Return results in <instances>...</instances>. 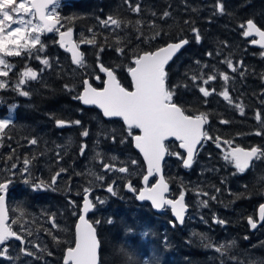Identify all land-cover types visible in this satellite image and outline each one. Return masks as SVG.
<instances>
[{
    "label": "trees",
    "instance_id": "16d2710c",
    "mask_svg": "<svg viewBox=\"0 0 264 264\" xmlns=\"http://www.w3.org/2000/svg\"><path fill=\"white\" fill-rule=\"evenodd\" d=\"M131 2L133 5H141L139 14L129 11L124 0L60 1L58 11L62 17L61 29L72 28L73 38L85 54L84 68L72 65L67 52L54 43L57 37L53 33L41 35L45 45L43 52H35L33 56L25 53L21 57L8 58L14 67L8 77H5L8 89H0V104L4 108L15 101L16 106L13 124L6 130L7 134L0 138V180L9 178L10 174L6 169L12 163H16L19 169L23 167L25 156L30 159L36 157L30 166L31 175L25 173L21 176L17 172L16 176L11 177L13 183L7 194V208L9 222L13 217L20 220L17 226L13 225V229L26 241L39 245L41 249L46 248L47 251H37L31 243L27 244L26 247L40 257L35 259L21 254L19 242L10 240L8 254L12 259L0 257V264H63V250L72 241V225L75 220L72 213L74 210L78 211L73 209L69 200L80 203L84 186L92 188L90 198L95 203L88 219L91 222L101 221L95 225L101 244V264H129L128 257H131V264H250L252 261L264 264V226L260 225L256 230L249 231L246 222V218L255 213L261 183L255 182L256 176L252 178L251 175L236 173L235 168L223 158L225 149L217 148L211 140L203 141L202 146H198V154L190 168L182 167L176 156H166L163 174L169 184L170 196L174 197L183 187L188 205L184 223L174 227L169 223L171 217L168 209L156 214L148 203L137 202L124 190V180L119 179L121 173L113 172L117 179L114 186L117 195L113 196L105 190L110 178L102 171L101 160L115 163L117 167L123 166L121 162L138 160V165L134 166L135 177H130L136 187L139 186L143 165L132 149L130 137H127L121 121L104 119L94 107H83L78 100L72 98L78 94L85 77L95 87L101 85V79H93L95 75L100 76L96 67V53L101 46L104 48L100 53L102 63L112 67L121 63L129 64L134 52L152 50L169 41L185 38L189 43L181 48L167 66L169 86L189 85L188 88H178L176 102L188 108L191 114L207 113L210 128L208 133L213 138L219 136L232 140L235 135L253 130L264 131V125L255 119L257 111L264 119V81L261 80V75H264V58L260 56V49L251 46L248 38L241 35L242 29L239 27L252 18L264 29V0H221L225 9L223 14L216 12L217 0ZM165 10L171 16L160 19ZM108 15H118L122 20L131 21V24L127 29L100 26L97 17L104 19ZM137 20L142 23L136 25ZM185 20L190 23L185 24ZM149 22H154L156 27H150ZM192 27L199 30L202 37L199 43L191 32ZM136 28L141 30L140 40L136 39L140 35ZM88 29L93 31L89 32ZM155 31H161L162 35L144 43L143 37H151ZM93 35L96 45L80 43L82 39H90ZM117 36L121 37L119 46L125 49L124 56H118L115 51ZM37 55L41 59L47 58L51 67L44 66L39 59L34 58ZM225 58L231 59L234 65L242 62L243 66L233 73L226 64L221 63ZM25 67H31L39 76L38 80L28 81L24 85L23 90L28 91L29 96L14 94L15 90L9 88V84L16 82L18 74ZM213 68L217 71L216 80L207 85L197 81L210 91L215 89L211 95L203 97L198 88L192 87L190 77L195 74L206 78L208 74H212ZM40 69L44 71L41 72ZM219 72L229 75L227 83L219 78ZM240 72H244V75L241 76ZM116 74L121 84L128 88L130 82L126 71L117 69ZM65 84H69L74 90L66 91ZM225 89L233 104L219 95ZM236 103L244 106L243 115L234 107ZM52 117L66 121L80 120L82 126L57 127ZM221 120L229 123L222 124ZM83 128L89 129L88 137L80 135ZM105 133H114L117 141L113 143ZM33 138L38 141L35 145L28 143ZM125 138L129 142H119ZM262 138L264 136H253L251 142L264 147ZM81 144L87 145L83 156L79 151ZM166 144L171 151L180 152L175 142L168 141ZM97 152L101 156L93 159ZM57 153L60 154L59 157ZM10 155L13 159L7 160ZM112 156H116L117 160L112 161ZM61 168L67 171L59 177L55 185L56 191H33L30 185L23 182L25 178L50 182L51 176ZM89 169L104 175L105 181H96L86 175ZM260 180L261 178L256 181ZM89 181L92 183L89 184ZM217 188L220 192H216ZM204 192L209 195H202ZM194 193H200V197H194ZM211 196L216 199L212 200ZM97 197L105 200V203H97ZM201 201H208V206H203ZM21 210L24 213L22 217ZM53 215L58 228H52L49 221V217ZM214 217L226 223H213ZM109 219L113 221L111 224L107 222ZM21 225L27 231H22ZM45 230H50L61 243H54ZM29 231L31 235L27 234ZM193 233L207 236L215 246L235 243L222 256L215 251V247L204 246L209 241H202ZM47 252L52 255L49 256ZM231 257L237 259L232 260Z\"/></svg>",
    "mask_w": 264,
    "mask_h": 264
},
{
    "label": "snow or ice",
    "instance_id": "6c2138e0",
    "mask_svg": "<svg viewBox=\"0 0 264 264\" xmlns=\"http://www.w3.org/2000/svg\"><path fill=\"white\" fill-rule=\"evenodd\" d=\"M124 3L128 5V10L139 14L141 12V5L139 3L133 5L131 0H124ZM60 7V0H0V77H8L9 72L14 67L8 63L5 57H21L25 53L29 56H33L35 52H43L45 45L41 40V34L55 33L58 34L59 40L54 43H59V46L65 51L71 54V63L77 68L86 67L85 54L79 50V44L73 40V30L71 27L64 31H61L63 24L61 23L62 17L58 11ZM216 12L223 14L225 9L221 0H217L215 5ZM156 15V13H152ZM171 16V13L165 10L160 19H166ZM70 19V18H69ZM100 26L104 28L114 29H127L131 24V21H125L119 18L118 15H108L106 18L101 19L97 17ZM136 25H140L142 21L137 20ZM185 24H189L190 21L185 20ZM13 25H17L13 27ZM149 26L155 28L154 22H149ZM242 29L241 35L245 38H253L249 42L252 45H258L261 49H264V29L257 25L254 19L249 18L239 25ZM92 32V29H88ZM136 31L140 33L136 39L140 40L142 33L139 28ZM191 32L194 34V38L197 43L202 39L199 30L195 27L191 28ZM166 35V33H163ZM161 31H155L151 37H143L144 43H149L151 40L161 36ZM117 46L115 51L118 56H124L125 49L120 47L121 37H116ZM80 43L96 45V38L93 35L90 39H82ZM187 39H179L178 42H169L164 46L152 49V50H141L134 52L131 56L129 64H116L112 67L105 66L101 61L100 53L104 51L101 46L99 51L96 53V67L99 72L104 73L106 79L102 80L103 87H93L88 79L82 81V91L78 95L72 98L78 100L83 105L95 106L98 108L103 117L113 118L118 117L123 121L124 130L127 132V137H130V143L132 146L139 151L143 156V160L146 163V173L142 175L140 188H137L130 177L134 174L133 169L129 167L137 166L139 161L136 159H130L127 162H121L123 166L117 167L115 163H105L103 160L100 161L102 171L105 173L118 172L125 174L119 177L124 180L123 187L133 193L135 199L140 202H150L151 207L155 210L170 209L174 216V221L170 223L175 227L177 223L183 224L185 218V212L187 211L188 205L185 202V189L182 187L179 195L175 198H168L165 194L169 192V184L166 182L164 175L162 174V161L166 156H176L182 160L183 167L190 168L194 162L195 156L198 154L199 147L202 146L203 141L211 140L215 143L217 148H221V145H228V148L224 150V160L231 164L236 173H245L246 170H250L254 162L264 161V147L253 145L249 148H244L239 145L234 146V142L231 140H222L221 137L217 136L213 138L205 130L204 126L208 123V114L204 112H197L191 114L190 110L181 104H178L175 100L177 90L183 86L188 88L189 85H171L168 84V71L167 66L169 62L173 60L174 56L181 50V48L188 44ZM39 46V47H38ZM211 56L212 53H207ZM260 56L264 58V51L260 52ZM34 58L39 59L40 63L46 67H51L47 58H40L38 55ZM199 64V61L196 62ZM227 65V68L231 72H237L239 67L243 64L240 62L234 65L231 59L225 58L221 61ZM204 67H207L205 65ZM117 69L125 70L131 78V90L124 87L116 74ZM44 71V69H40ZM219 78L225 83L230 79L226 72H219ZM243 76L244 72H240ZM18 80L14 85V90L21 96H29L28 91H24L21 86L25 85L28 81H36L39 79L37 71L31 67H25L22 72L18 74ZM100 80V76L95 77ZM192 81V87L198 88L199 93L203 97H208L215 91H211L204 86H201L197 81H202L204 85L217 79V71L213 68L212 74H208L206 78L204 75L193 74L190 77ZM261 80L264 81V75H261ZM8 87L6 81L0 80V89ZM64 88L68 92H72L74 89L69 84H65ZM225 101L229 104H233V100L229 95L227 89L219 93ZM206 102V101H205ZM15 107V106H13ZM234 107L239 110L240 114H244V106L236 103ZM55 120L57 127L65 126H82L80 120L66 121L64 119L52 117ZM255 119L264 125V119L259 111L255 114ZM220 123L226 124L229 121L221 120ZM13 124V117L11 114L6 118H0V138H3L7 133L6 130L10 125ZM138 130V134L137 131ZM90 134L89 129L83 128L80 135L82 137H88ZM107 138H110L113 143L117 141V137L114 133H105ZM254 135L264 136V131L257 130ZM169 138H174L178 142L179 149H183L186 156L180 152H173L170 150L168 145L165 143ZM120 143L129 142L126 138L121 139ZM29 144L35 145L38 141L33 138L28 141ZM99 143V141H97ZM87 145L81 144L79 147L80 155H84ZM13 152L15 150L13 149ZM59 153L57 156L59 157ZM101 153H95L96 157H100ZM13 157L10 155L7 160H12ZM19 159V158H17ZM36 159L33 156L31 159L27 156L24 157L22 168H17L16 163H12L11 167L6 169L10 174L9 178L0 180V257L5 259H12L9 256L8 242L12 239L20 242V253L26 256L40 259L35 252L30 251L26 245L32 244L37 251H47L41 249L39 245L26 241L25 238L13 229V225L20 223L19 218L11 219L9 215V209L6 205V198L9 191V186L13 183L11 177L17 175V172L24 176L25 173L30 174V166ZM112 161H116L117 157L112 156ZM59 163V159L57 160ZM16 169L17 171H12ZM67 169L61 168L51 176L50 182H46L42 179L32 181L31 179L25 178L24 183L30 185L33 191H56L55 185L58 182L59 177L62 173L66 172ZM77 175H84L77 173ZM88 176L93 177L96 181L104 182L105 176L93 172L91 169L88 170ZM150 177H158L155 183L150 182ZM92 181H89L91 184ZM115 180L109 183L106 187V191L113 196L117 195L115 190ZM92 188L90 186H84L82 188V203L69 200V204L73 209V215L78 217L74 225V246L67 247L63 253V264H101L99 250L101 247L98 239L97 229L95 225L100 224L101 221L90 222L87 218L88 214L95 208V203L90 198ZM216 192H220V189H216ZM80 195V193H77ZM200 194V193H198ZM264 196V191L259 193ZM204 196H208L207 192L202 193ZM212 200H215V196H211ZM100 204L105 203V200L96 198ZM203 206H208V201L200 202ZM21 217L24 215L21 210ZM247 224L252 228L256 229L260 222H264V203L258 205V219L253 216H248ZM49 221L51 222L52 228H58L59 225L55 221V217L50 216ZM111 224L113 221L109 219L107 221ZM213 223H219L223 225L226 223L224 220L218 218L213 219ZM264 226V225H261ZM22 231H27L21 225ZM49 236L52 237L54 243H61L59 238L52 234L50 230H45ZM31 235L29 231L27 233ZM194 236H199L202 241H209L205 243V247H215V251L220 253L222 256L225 255L228 247L234 246L235 242H231L228 245L221 244L215 246L210 242V238L203 234L193 233ZM248 239V237H245ZM264 246V242H262ZM123 252V249L121 250ZM49 256L51 252H47ZM127 256V253H124ZM129 264H131V257H128ZM232 260H236V257H231ZM148 264V262H145ZM156 264V262H153ZM250 264H256L255 261Z\"/></svg>",
    "mask_w": 264,
    "mask_h": 264
},
{
    "label": "flooded vegetation",
    "instance_id": "af4514ba",
    "mask_svg": "<svg viewBox=\"0 0 264 264\" xmlns=\"http://www.w3.org/2000/svg\"><path fill=\"white\" fill-rule=\"evenodd\" d=\"M254 37H249L248 38V40L250 41L251 39H253ZM249 44L251 45V46H253L254 48H256V49H260V52L261 51H264V49H261V48H259V47H256V46H254V45H252L250 42H249ZM62 49V48H61ZM64 50V49H63ZM22 88H24V86H22ZM11 103H14L15 104V106H16V102L15 101H12ZM204 128H205V130L207 131V132H209V123H207L205 126H204ZM255 131L256 130H253V131H250L249 133H246V134H243V135H235L234 137H233V139L231 140V141H233L234 142V146L235 145H239V146H241V147H244V148H249V147H251V146H253V145H256V144H253L252 142H251V137H253V136H256V135H254V133H255ZM263 139V138H262ZM222 140H225V139H222ZM230 140V139H229ZM264 140V139H263ZM259 145H260V143H258ZM221 147H227V145H224V144H222V146ZM236 171V170H235ZM239 175H243V174H246V175H251V177L252 178H255V176L257 177V178H255V182H257V184H260V188H259V192H258V194L261 192V191H263V189H264V177H261L263 174H264V161H257V162H254L253 163V166H252V168L250 169V170H246V172L245 173H238ZM259 178H261V180L260 181H256L257 179H259ZM179 193H177L176 195H178ZM168 195H169V197L170 198H173V197H171L170 196V190H169V192H168ZM175 195V196H176ZM174 196V197H175ZM257 198V204H259L261 201H262V196L259 194V197H256ZM169 215H170V212H169ZM253 217H255L256 218V216H255V214L254 215H252ZM170 217H171V215H170ZM171 220L170 221H174L172 218H170ZM170 223V222H169ZM264 222H260V224H258V227L260 226V225H262ZM170 225L172 226V224L170 223ZM247 226H248V228H249V225L247 224ZM257 227V228H258ZM256 228V229H257ZM256 229H253V230H250L249 229V231H254V230H256Z\"/></svg>",
    "mask_w": 264,
    "mask_h": 264
},
{
    "label": "water",
    "instance_id": "95a60500",
    "mask_svg": "<svg viewBox=\"0 0 264 264\" xmlns=\"http://www.w3.org/2000/svg\"><path fill=\"white\" fill-rule=\"evenodd\" d=\"M64 31V30H63ZM254 38H258V37H254ZM182 39H185V38H182ZM59 40V36H58V34H57V41ZM169 42H178V40H175V41H169ZM169 42H167V43H169ZM167 43H165V44H163V45H161V46H164V45H166ZM58 45H59V43H58ZM161 46H159V47H161ZM254 46H256V47H259L258 45H254ZM60 47V46H59ZM61 48V47H60ZM156 48H158V47H156ZM260 48V47H259ZM155 49V48H154ZM68 56H69V58H70V61H71V54L68 52ZM98 69V68H97ZM98 71H99V69H98ZM99 73H101V72H99ZM102 75H103V79H106V76L104 75V73H101ZM127 75H128V73H127ZM128 77H129V75H128ZM84 79H88V78H84ZM83 79V80H84ZM102 79V80H103ZM82 80V81H83ZM129 80H130V86H131V78L129 77ZM90 83V82H89ZM91 84V83H90ZM82 87H83V85H82ZM82 87H81V89H80V91L79 92H81L82 91ZM94 87V86H93ZM103 87V83H102V85L100 86V87H98V88H102ZM95 88H97V87H95ZM130 90H131V87L129 88ZM80 103V102H79ZM81 105H83L82 103H80ZM83 106H87V105H83ZM95 107V106H94ZM96 108V107H95ZM97 110H99L98 108H96ZM100 111V110H99ZM100 113H101V111H100ZM101 115H102V113H101ZM103 116V115H102ZM113 118H118V117H113ZM121 120V119H120ZM122 121V120H121ZM123 122V121H122ZM137 134H138V130H137ZM168 140H172V141H175L174 140V138H169ZM167 141V140H166ZM176 142V141H175ZM177 143V147H178V142H176ZM132 145V144H131ZM133 147V146H132ZM133 149L138 153V155H139V157H140V159H141V162H142V164H143V169H144V172H143V174H145L146 173V163L144 162V160H143V156L139 153V151L138 150H136L134 147H133ZM178 149H179V147H178ZM179 150H181L182 151V153H183V155H185L186 156V153L184 152V150L183 149H179ZM162 163H163V161H162ZM181 165L183 166V164H182V160H181ZM142 174V175H143ZM162 174H163V170H162ZM154 179H153V181L151 182V183H155V181H156V179H158V177H153ZM141 179H142V176H141V178H140V187H142L143 185L141 184ZM167 182V181H166ZM139 187V188H140ZM263 191H264V189H263ZM167 194V193H166ZM165 194V195H166ZM179 195V194H178ZM177 195V196H178ZM176 196V197H177ZM135 198V197H134ZM136 200V199H135ZM137 201V200H136ZM137 202H140V201H137ZM145 202H147V201H145ZM80 203H82V200H81V202ZM149 205H150V207H151V204H150V202H147ZM260 203H264V196H262V201L260 202ZM259 203V204H260ZM258 204V205H259ZM151 209L154 211V212H160L161 210H155V209H153L152 207H151ZM169 211H170V209H169ZM170 214H171V217L173 218V220H174V216H173V214L171 213V211H170ZM255 216H256V218L258 219V206L256 207V212H255ZM78 219V217H76L75 218V220H74V223H73V241H74V225H75V222H76V220ZM91 222V221H90ZM178 225H180L179 223H177ZM249 229L250 230H253L250 226H249ZM14 240V239H13ZM73 241H72V244H71V246H74V243H73ZM19 242V241H18ZM68 247H70V246H68ZM67 248V247H66ZM66 248H64V250L66 249ZM64 250H63V253H64ZM63 255V254H62ZM62 262H63V256H62Z\"/></svg>",
    "mask_w": 264,
    "mask_h": 264
},
{
    "label": "rangeland",
    "instance_id": "374dc122",
    "mask_svg": "<svg viewBox=\"0 0 264 264\" xmlns=\"http://www.w3.org/2000/svg\"><path fill=\"white\" fill-rule=\"evenodd\" d=\"M15 26H17V25H13V27H15ZM5 59L7 60V62L8 63H10L9 61H8V57H5ZM0 69H3V66H0ZM19 78V77H18ZM0 80H3V81H6V83H7V79H5L4 77H0ZM18 80V79H17ZM17 80H16V82H17ZM16 82H14V83H10L9 85H10V87L9 88H13L14 89V85L16 84ZM23 86V85H22ZM22 86H21V88H22ZM5 89H8V87L7 88H5ZM4 89V90H5ZM23 89V88H22ZM14 94H18V92L17 91H14ZM19 95V94H18ZM1 100V99H0ZM1 102V101H0ZM0 106H1V104H0ZM13 106H15V104L14 103H11V104H7V105H5V109L2 111V112H0V118H6V117H8V115L9 114H11L12 115V117L14 118V108L15 107H13ZM130 168H132L133 169V172H134V166H131ZM107 175H109V182H108V184L109 183H112V181H114L115 180V182L117 181V179H116V176H115V174L113 173V172H110V173H107ZM119 176H124V174H120ZM132 177H135V173L132 175ZM193 196L194 197H196V198H199L200 196L198 195V194H196V193H194L193 194ZM195 198V199H196ZM98 203V202H97ZM100 204V203H99ZM202 206V205H201ZM13 219H14V217H13ZM17 219V218H16ZM16 226H17V224H16Z\"/></svg>",
    "mask_w": 264,
    "mask_h": 264
}]
</instances>
